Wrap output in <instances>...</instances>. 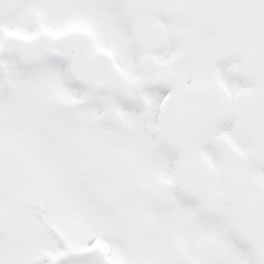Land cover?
<instances>
[{"label": "snow or ice", "instance_id": "1", "mask_svg": "<svg viewBox=\"0 0 264 264\" xmlns=\"http://www.w3.org/2000/svg\"><path fill=\"white\" fill-rule=\"evenodd\" d=\"M0 264H264V0H0Z\"/></svg>", "mask_w": 264, "mask_h": 264}]
</instances>
